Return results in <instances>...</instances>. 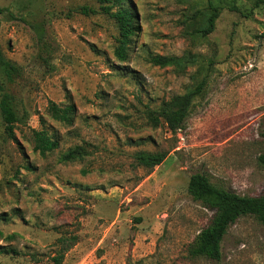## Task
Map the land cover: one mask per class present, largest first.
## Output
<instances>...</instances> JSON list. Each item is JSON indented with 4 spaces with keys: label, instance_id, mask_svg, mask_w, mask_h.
<instances>
[{
    "label": "rangeland",
    "instance_id": "obj_1",
    "mask_svg": "<svg viewBox=\"0 0 264 264\" xmlns=\"http://www.w3.org/2000/svg\"><path fill=\"white\" fill-rule=\"evenodd\" d=\"M129 3L139 30L118 62L117 28L96 0H0V49L19 69L11 83L0 76L18 118L10 137L0 116V264H53L55 240L71 234L61 264H264V226L249 216L228 229L219 263L191 256L214 212L187 192L200 173L264 195V0ZM211 8L219 14L203 36ZM201 80L181 129L153 125L149 110ZM50 103L72 106L71 122L51 118ZM34 130L58 147L35 152ZM74 146L90 155L62 163ZM137 151L166 157L149 170Z\"/></svg>",
    "mask_w": 264,
    "mask_h": 264
},
{
    "label": "trees",
    "instance_id": "obj_2",
    "mask_svg": "<svg viewBox=\"0 0 264 264\" xmlns=\"http://www.w3.org/2000/svg\"><path fill=\"white\" fill-rule=\"evenodd\" d=\"M99 11L112 19L117 28L116 46L113 56L118 62H124L128 56L129 45L132 37L139 30L136 24V17L129 0H96ZM82 13H87L86 8H80ZM6 12L0 7V15ZM218 10L211 8L205 25L197 30L203 36L213 32L214 23L218 17ZM151 63L157 66H180L181 58H167L155 56L150 59ZM0 76L6 82H13L19 76L17 66L7 60L0 49ZM205 87V80L199 81L192 89L184 95L174 96L168 102H163L157 110H149L147 115L153 125L158 124V117H161L165 126L170 132L175 133L184 126L188 117L192 102L201 95ZM2 86L0 85V91ZM48 113L51 118L59 122H71L72 106L59 107L54 103L48 106ZM0 116L5 123L8 135L12 137L14 124L18 118L13 106L11 96L3 94L0 98ZM264 139V130L261 132ZM33 150L41 156L52 152L58 147L56 140L52 139L45 131H33ZM90 155V151L84 146H74L67 149L60 156L62 163L82 161ZM164 153H152L147 151H137L133 154V159L137 167H144L152 170L160 165L165 159ZM258 164L264 169V153L257 157ZM187 192L190 197L199 201L202 206L212 210L213 216L206 227L196 236L190 255L197 258H204L209 261L219 263L222 258L221 243L228 229L241 217H252L257 223L264 226V195L259 197L240 196L233 192L214 186L207 176L196 173L190 176ZM1 234V233H0ZM77 243L76 235H61L55 240L58 247L56 254L52 257L53 264H61L65 253Z\"/></svg>",
    "mask_w": 264,
    "mask_h": 264
}]
</instances>
